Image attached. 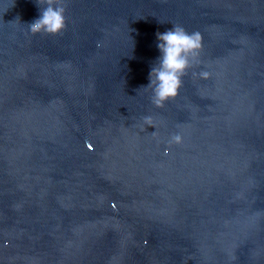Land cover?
<instances>
[{"label": "water", "instance_id": "1", "mask_svg": "<svg viewBox=\"0 0 264 264\" xmlns=\"http://www.w3.org/2000/svg\"><path fill=\"white\" fill-rule=\"evenodd\" d=\"M64 5L0 0V264H264V0ZM172 25L202 49L156 108Z\"/></svg>", "mask_w": 264, "mask_h": 264}, {"label": "clouds", "instance_id": "2", "mask_svg": "<svg viewBox=\"0 0 264 264\" xmlns=\"http://www.w3.org/2000/svg\"><path fill=\"white\" fill-rule=\"evenodd\" d=\"M39 8V16L27 24L31 35L44 34L56 36L66 25V7L64 0H35ZM156 47L159 56L152 64L148 81L144 89L151 90L150 102L156 107L176 98L182 87V80L188 71L198 63L199 53L202 49V36L198 31L187 32L180 25H172L165 32L156 33ZM195 75V73L193 74ZM207 72H200L203 79L208 78ZM144 123L152 127L151 117H145ZM171 142L180 143L181 136L174 135Z\"/></svg>", "mask_w": 264, "mask_h": 264}]
</instances>
